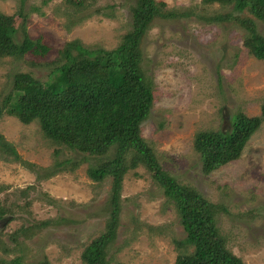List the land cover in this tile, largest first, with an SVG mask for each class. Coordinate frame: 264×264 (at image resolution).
Masks as SVG:
<instances>
[{"label": "rangeland", "instance_id": "374dc122", "mask_svg": "<svg viewBox=\"0 0 264 264\" xmlns=\"http://www.w3.org/2000/svg\"><path fill=\"white\" fill-rule=\"evenodd\" d=\"M156 1L177 17L157 20L141 44V67L154 91L153 109L141 126L142 137L168 174L196 188L209 202L227 208V213L217 215L226 248L244 264H264V119L241 158L210 175L203 172L194 149L197 133L230 130L234 114L261 116L264 62L244 47L242 28L210 20L231 7L206 5L202 0ZM135 3L87 0V9L74 11L66 0H0V12L14 17L17 41L28 34L49 48L43 56L29 53L1 60L0 96L11 91L13 76L19 72L47 81L69 42L79 41L89 51L116 49L131 31ZM73 21L79 23L73 25ZM257 27L264 35V22L257 21ZM0 134L24 161L35 166L29 170L0 157V199L14 206L17 218L0 230L1 240L14 247L10 236L23 228L34 222H57L36 230L29 239L19 235L21 246L16 254L0 253V259L22 257V264H84V249L106 230L112 178L99 184L88 177L87 169L96 161L59 168L60 163L77 161L79 156L51 143L37 122L25 125L3 115ZM120 198L111 264H176L178 252L172 239L180 241L186 235L174 206L151 174L143 167L129 171Z\"/></svg>", "mask_w": 264, "mask_h": 264}, {"label": "trees", "instance_id": "16d2710c", "mask_svg": "<svg viewBox=\"0 0 264 264\" xmlns=\"http://www.w3.org/2000/svg\"><path fill=\"white\" fill-rule=\"evenodd\" d=\"M66 1L69 9L74 7V11L89 6L87 0ZM202 2L231 7L228 13L215 14L210 20L235 23L242 28L246 32L244 47L257 60L264 62V35L257 27V21L264 22V0ZM164 7L163 2L156 0H136L135 6L131 7V31L125 34L116 49L89 51L79 41L69 42L60 52L59 64H54L47 81L28 72H19L13 76L11 91L0 96V117H14L25 125L37 122L51 143L79 156L77 161L60 163L59 168L69 163L74 167L79 162L96 161V165L87 169L88 177L99 184L112 178L106 230L84 249L81 257L84 264H111L110 246L120 225L123 181L129 171L139 167L151 174L155 184L174 206L185 232V239H172L178 252L176 264H244L226 248V241L217 226V215L227 213V208L209 202L196 188L178 182L168 174L141 134V126L150 117L154 104L152 82L141 67V44L157 20L177 17L174 12H166ZM245 13L249 17L244 16ZM78 23L73 21L72 24ZM17 35L14 17L0 12V61L24 58L29 53L43 56L48 52V47L34 42L28 34H24L22 41H17ZM74 51L78 53L76 56ZM263 119L264 105L259 117L249 118L243 113L231 116L230 130L226 132L197 133L194 149L202 160L203 172L210 175L238 161ZM0 157L20 163L29 170L35 168L24 161L15 146L1 134ZM2 192L0 188V196ZM12 207L0 199V230L17 219ZM54 224L57 222L46 220L23 228L10 236L14 247L0 237V253L16 254V249L21 246L19 235L29 239L36 230ZM189 248L193 252H188ZM22 263V257L11 261L0 259V264Z\"/></svg>", "mask_w": 264, "mask_h": 264}]
</instances>
